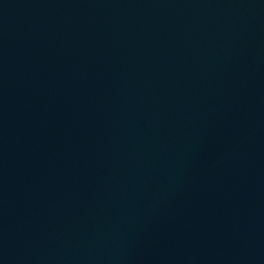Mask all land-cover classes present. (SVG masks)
<instances>
[{"label": "water", "instance_id": "water-1", "mask_svg": "<svg viewBox=\"0 0 264 264\" xmlns=\"http://www.w3.org/2000/svg\"><path fill=\"white\" fill-rule=\"evenodd\" d=\"M0 264H264V0H0Z\"/></svg>", "mask_w": 264, "mask_h": 264}]
</instances>
